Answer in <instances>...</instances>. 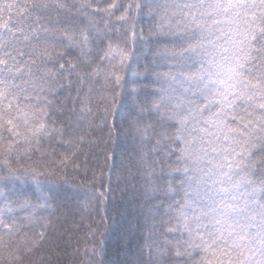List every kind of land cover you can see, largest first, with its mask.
<instances>
[{"label": "snow or ice", "instance_id": "obj_1", "mask_svg": "<svg viewBox=\"0 0 264 264\" xmlns=\"http://www.w3.org/2000/svg\"><path fill=\"white\" fill-rule=\"evenodd\" d=\"M0 264H264V0H0Z\"/></svg>", "mask_w": 264, "mask_h": 264}]
</instances>
